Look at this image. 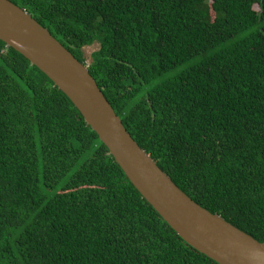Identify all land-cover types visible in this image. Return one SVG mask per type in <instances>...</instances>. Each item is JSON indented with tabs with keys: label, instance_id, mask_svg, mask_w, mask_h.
Here are the masks:
<instances>
[{
	"label": "trees",
	"instance_id": "1",
	"mask_svg": "<svg viewBox=\"0 0 264 264\" xmlns=\"http://www.w3.org/2000/svg\"><path fill=\"white\" fill-rule=\"evenodd\" d=\"M10 1L87 66L179 189L264 241V0ZM0 264H218L1 40Z\"/></svg>",
	"mask_w": 264,
	"mask_h": 264
},
{
	"label": "water",
	"instance_id": "2",
	"mask_svg": "<svg viewBox=\"0 0 264 264\" xmlns=\"http://www.w3.org/2000/svg\"><path fill=\"white\" fill-rule=\"evenodd\" d=\"M0 40L70 99L134 188L187 244L218 264H264V241L201 207L179 189L127 132L87 66L10 0H0Z\"/></svg>",
	"mask_w": 264,
	"mask_h": 264
},
{
	"label": "rangeland",
	"instance_id": "3",
	"mask_svg": "<svg viewBox=\"0 0 264 264\" xmlns=\"http://www.w3.org/2000/svg\"><path fill=\"white\" fill-rule=\"evenodd\" d=\"M97 48H98L97 44H93L91 46H87L84 48V54L87 57V59H88L90 52L97 49Z\"/></svg>",
	"mask_w": 264,
	"mask_h": 264
}]
</instances>
